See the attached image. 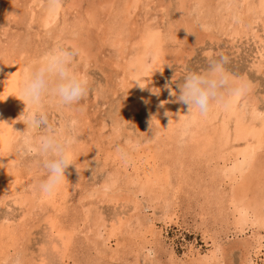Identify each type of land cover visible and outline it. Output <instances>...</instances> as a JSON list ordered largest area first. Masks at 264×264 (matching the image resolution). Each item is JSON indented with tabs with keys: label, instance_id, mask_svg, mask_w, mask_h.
<instances>
[{
	"label": "rangeland",
	"instance_id": "1",
	"mask_svg": "<svg viewBox=\"0 0 264 264\" xmlns=\"http://www.w3.org/2000/svg\"><path fill=\"white\" fill-rule=\"evenodd\" d=\"M57 44L80 49L90 82L78 105H48L75 125L80 170L41 191L40 158L16 159L26 105L11 98L0 264H264V0H0V96ZM219 56L248 91L189 122L166 85ZM249 151L258 172L240 193L230 169Z\"/></svg>",
	"mask_w": 264,
	"mask_h": 264
},
{
	"label": "clouds",
	"instance_id": "2",
	"mask_svg": "<svg viewBox=\"0 0 264 264\" xmlns=\"http://www.w3.org/2000/svg\"><path fill=\"white\" fill-rule=\"evenodd\" d=\"M80 55L75 44L53 46L26 69L18 96L26 105L19 117L26 124V131L17 141L16 159L40 158L46 178L39 187L47 194L54 192L64 180L65 170L70 165L76 164L79 169L73 151L78 135L75 125L56 126L51 123L48 105L70 108L87 95L89 79L76 67V58ZM227 63L226 56L209 58L204 70L185 74L178 91L170 84L166 87L171 96L188 106L187 113L192 116H206L217 107H230L234 98L247 93L249 86L228 70ZM151 91L154 95L160 93V89L155 87ZM36 129L42 131L37 134Z\"/></svg>",
	"mask_w": 264,
	"mask_h": 264
},
{
	"label": "bare ground",
	"instance_id": "3",
	"mask_svg": "<svg viewBox=\"0 0 264 264\" xmlns=\"http://www.w3.org/2000/svg\"><path fill=\"white\" fill-rule=\"evenodd\" d=\"M50 21V20H49ZM46 22H47V20H46ZM51 24V23H50ZM48 25V24H47ZM236 31V30H235ZM238 31V30H237ZM242 37V36H241ZM157 48V47H156ZM145 49V48H144ZM160 53V52H159ZM142 57V56H141ZM133 63H135V62H133ZM137 63V62H136ZM138 66H140V64H138ZM135 67V66H134ZM141 67V66H140ZM153 67V66H152ZM149 68V70H151V68L150 67H148ZM134 69V68H133ZM138 69V68H137ZM138 70H142V69H138ZM147 70V69H146ZM144 71V69L141 71V72H143ZM146 72V71H145ZM149 72V71H148ZM136 73V72H135ZM12 82V81H11ZM8 85V84H7ZM9 86H11V85H8V87ZM18 86H21V85H18ZM13 90V87H9L8 88V91L7 90H5L4 89V93H3V95L2 96H0V139H5V137L7 136V119H8V114H9V111H10V101H11V98H12V102H13V104H15L16 106H18V104L20 103V98H18V96H19V94L20 93H18L17 91H13V92H11ZM17 90V89H16ZM18 90H20V89H18ZM7 92H8V94H7ZM1 94V93H0ZM12 96V97H10V96ZM160 98V97H159ZM161 103H162V101H161ZM160 102H159V104H161ZM14 105V106H15ZM15 109V108H14ZM232 112V111H231ZM232 114V113H231ZM235 114V113H234ZM188 116H189V122L192 120H190V118H191V116L192 115H189L188 114ZM196 117V116H195ZM201 118V117H200ZM195 119V118H194ZM197 121L199 120L198 119V116H197ZM196 119L194 120V121H196ZM200 122H201V120H200ZM199 122V123H200ZM193 122H191V124H192ZM198 123V122H197ZM198 123V124H199ZM190 124V123H189ZM190 124V125H191ZM189 125V126H190ZM193 125V124H192ZM182 126H184V125H182ZM238 126V125H237ZM249 128V127H248ZM248 133V132H247ZM246 133V134H247ZM243 135H245V132H244V129H240V127H239V130H238V136H240L239 138H241V137H243ZM226 136V135H225ZM247 136V135H246ZM229 140V139H228ZM258 144V143H257ZM243 154H244V152H243ZM252 157H254V152H252V151H249V152H247V153H245L244 155H243V161L242 162H240L239 164H237V166H235V167H232L231 169H230V172L231 173H234V174H236V172H241V174H242V176H241V181L239 182L240 184V187L237 189V191L238 192H240V193H242V191L245 189L244 188V185H247V183H248V181H249V179H252V178H250L252 175H254V174H256L258 171V168H255V166H254V164H252L251 166L252 167H249L248 168V166H245L244 164L245 163H249L248 161H250V159L252 158ZM249 165V164H248ZM242 166H245V167H242ZM254 166V167H253ZM253 168H255V169H253ZM260 170V169H259ZM259 174V173H258ZM256 176V175H255ZM253 177V176H252ZM60 185V184H59ZM58 185V186H59ZM58 186H57V188H58ZM244 188V189H243ZM236 189V188H235ZM243 189V190H242ZM56 191V190H55ZM237 192V193H238ZM236 193V194H237ZM237 194L238 196H240L241 194ZM49 196H50V194H48ZM236 197V196H235ZM249 214V213H248ZM251 214V213H250ZM256 214V213H255ZM258 215H260V214H258ZM240 216H241V218H243L242 216H247L246 218L247 219H249L248 217H249V215H247V212L246 211H240ZM255 218V217H254ZM246 219V220H247ZM250 220V219H249ZM239 221V220H238ZM256 221V220H255ZM239 223H241V221L239 222ZM245 223V222H244ZM246 226V225H245ZM241 228L243 227V226H240ZM239 227V228H240ZM241 228H240V230H241ZM242 232V231H241ZM256 242V241H255ZM259 243V242H258ZM262 242H260L259 244H257V246L258 245H260ZM261 245H263V244H261ZM259 247V246H258ZM258 247H257V249H258ZM260 247H262V246H260ZM264 247V246H263ZM254 249V248H253ZM262 250V249H261ZM259 249L258 250H256L255 251V255L256 254H258L259 253ZM258 256V255H257Z\"/></svg>",
	"mask_w": 264,
	"mask_h": 264
}]
</instances>
